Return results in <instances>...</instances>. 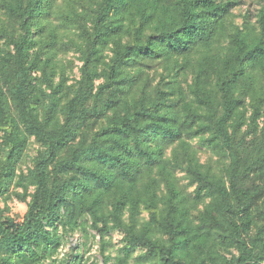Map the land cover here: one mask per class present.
Segmentation results:
<instances>
[{"label":"trees","instance_id":"trees-1","mask_svg":"<svg viewBox=\"0 0 264 264\" xmlns=\"http://www.w3.org/2000/svg\"><path fill=\"white\" fill-rule=\"evenodd\" d=\"M245 1L92 0L61 15V28L79 38L81 63L62 95L56 0H0V194L19 176L16 196L26 204L20 223L0 221V264L52 254L59 227L67 233L86 217L100 239L122 235L124 257L142 251L141 264H264V0H250L237 24L233 11ZM153 62L164 72L150 93L143 69ZM29 138L40 149L17 175ZM185 138L219 157L222 172L199 166ZM174 143L182 154L173 152L172 167L179 160L193 187L190 209L203 204L196 223L169 182L156 212L154 172L166 168ZM139 185L149 221L137 229ZM110 193L116 197L104 209Z\"/></svg>","mask_w":264,"mask_h":264},{"label":"rangeland","instance_id":"rangeland-1","mask_svg":"<svg viewBox=\"0 0 264 264\" xmlns=\"http://www.w3.org/2000/svg\"><path fill=\"white\" fill-rule=\"evenodd\" d=\"M92 0H56L52 9L51 23L57 27V42L56 47L57 56L55 58V64L57 69V77L55 81L59 78V74H63L66 79L65 89L62 95L68 94L71 86L78 79L79 73L78 68L80 62L78 61L79 54L76 48H73L74 44L79 43V38L72 31H66L60 26L58 19L61 15H66L69 13H81L83 8L89 4ZM246 5L239 9L233 11L236 15L235 22L240 23L239 14H242L246 8L253 7L250 0H246ZM90 6V5H89ZM55 27V29H56ZM66 45V46H65ZM105 54H108L105 52ZM149 67L143 69V80L148 84V90L152 91L153 87L156 85V81L159 78L160 73H163V64L159 62L148 63ZM148 80V81H146ZM140 85V84H139ZM258 85V84H257ZM262 86H264V80L262 81ZM138 87L132 90L133 96H138ZM63 97V96H62ZM61 97V98H62ZM62 102V100H61ZM249 103L248 98L244 99V108L249 109L247 104ZM247 114L245 117L249 115ZM103 121L99 120L92 122L88 126L89 131H95L101 125ZM0 127H4L3 121L0 119ZM84 131V130H83ZM1 135V132H0ZM185 147L194 156L195 161L199 166L209 170L213 174H220L224 168V162L217 156H214L206 148L200 146L199 139H188L185 138ZM40 145L34 142L32 138L28 139L27 147L21 156V160L18 164L17 175H25L27 170L32 167L33 159L36 157ZM173 152H178L182 154L181 145L174 143L170 146L165 153V169L155 170L154 176L156 177V189H155V206L157 214H162L164 209V202L168 196L167 182L171 183L174 192L176 193V198L185 202L187 209H190L192 205V191L193 187L188 185V176L182 171H180V161L177 160V167H172L171 157ZM158 176V177H157ZM19 177V176H17ZM15 178L7 187V189L0 194V221H5L6 219H11L14 223H20L26 212V204L18 200V194L23 192V188L19 185L18 178ZM28 193H31L32 187L29 182H25ZM144 189L137 187L134 190V195L139 198L141 204H139L138 214L136 216V227L137 229L145 226L149 221V213L145 209L147 194L144 193ZM116 194L110 193L108 195L104 194L102 197V205L104 209H107L109 205L115 199ZM264 199V196L261 197ZM203 209V204H198L193 210H189V215L187 218L191 221H196V216ZM260 211V209H258ZM255 215V212H254ZM129 216V211L123 215V222L127 223ZM260 213H256L254 217L256 225H259L261 221L259 220ZM196 223V222H195ZM152 230L154 236H159L161 234ZM58 232V230H57ZM59 232L63 233L61 244L52 252L50 255H43L39 260L32 263H26L17 258L11 260L12 264H141L137 261L136 257L142 253V251H137L130 257H124L121 251L122 247V235L116 231H110L107 236L100 239L99 234L96 230L92 228L91 220L86 217L80 222L78 228H72L68 232H64L59 227ZM255 232V226L250 228L249 234L253 235ZM163 238V236H160ZM101 241H105L102 245ZM226 257L236 255L235 250H230V254L225 251ZM5 255L0 254V262L4 259ZM147 264V263H146Z\"/></svg>","mask_w":264,"mask_h":264}]
</instances>
